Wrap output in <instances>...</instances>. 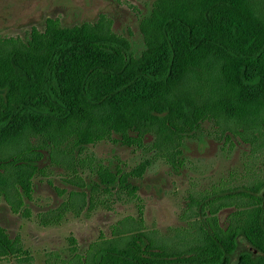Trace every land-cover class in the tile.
Instances as JSON below:
<instances>
[{
    "label": "trees",
    "instance_id": "16d2710c",
    "mask_svg": "<svg viewBox=\"0 0 264 264\" xmlns=\"http://www.w3.org/2000/svg\"><path fill=\"white\" fill-rule=\"evenodd\" d=\"M138 31L139 52L104 15L73 27L47 18L24 38L0 37V200L30 220L34 180L52 187L57 175L71 190L53 187L63 200L35 215L42 228L134 205L136 217L117 221L114 239L100 237L84 255L68 237L64 264H230L239 237L252 251L236 264H264V183L193 200L197 241L173 249L142 232L144 206L131 180L152 161L125 172L89 152L112 142L154 152L178 171L185 142L200 139L205 124L226 141L263 137L264 0H154ZM227 208L222 228L217 216ZM21 253L18 238L0 229V258Z\"/></svg>",
    "mask_w": 264,
    "mask_h": 264
},
{
    "label": "rangeland",
    "instance_id": "374dc122",
    "mask_svg": "<svg viewBox=\"0 0 264 264\" xmlns=\"http://www.w3.org/2000/svg\"><path fill=\"white\" fill-rule=\"evenodd\" d=\"M154 0H0V37L24 38L31 28L42 29L47 18L57 19L64 27L91 23L104 15L112 22L115 34L132 43L136 52L142 48L138 31L140 19L148 15ZM199 139L187 140L184 145V166L178 171L165 160L154 157V152L124 147L112 142H103L89 148L96 159L118 165L130 171L143 160L151 165L141 179L131 180L139 187L138 196L144 206L142 232L169 248L184 249L193 245L198 237L200 216L193 200L225 194L236 190L250 189L264 183V134L255 140L243 141L239 136L224 140L216 128L204 126ZM206 130V131H205ZM264 133V128H261ZM251 139V137H250ZM151 137L145 139L150 144ZM48 163L47 159L40 166ZM52 187L45 179L33 182L31 200L25 206L32 218L26 220L11 213L7 204L0 200V229L9 239L18 238L22 253L16 257L0 258V264H64L71 260L67 238L76 240L77 253L84 255L90 244L100 237L111 238L110 227L126 217H136L132 203H117L113 210L98 209L89 218L69 216L66 222L53 228H42L36 220L37 213L52 210L62 202L53 187L71 188L60 181L57 175L51 178ZM234 208L219 212L222 228ZM128 237V236H124ZM252 249L243 237L231 256L236 264L239 255ZM61 260L64 263H61Z\"/></svg>",
    "mask_w": 264,
    "mask_h": 264
}]
</instances>
